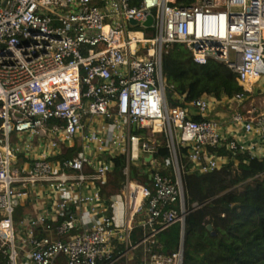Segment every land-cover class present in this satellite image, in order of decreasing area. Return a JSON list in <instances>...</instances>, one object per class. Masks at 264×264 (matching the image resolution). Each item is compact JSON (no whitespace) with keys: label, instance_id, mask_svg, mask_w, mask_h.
I'll return each instance as SVG.
<instances>
[{"label":"built area","instance_id":"1","mask_svg":"<svg viewBox=\"0 0 264 264\" xmlns=\"http://www.w3.org/2000/svg\"><path fill=\"white\" fill-rule=\"evenodd\" d=\"M148 15L152 23L144 26ZM173 44L183 45L197 63H223L242 87L231 99L242 101L248 86L264 77V0H194L188 6L177 0H0V264L2 259L17 264L20 252L13 186L87 179L81 157L61 160L58 169L38 158L27 173L19 172L12 167L9 135L40 130L72 137L84 119L101 117L114 118L111 129L120 128L119 137L126 139L120 149L124 181L113 203L124 205L126 230L135 225L143 230L140 241L126 242L125 249L152 246L140 264L183 263L181 240L170 254L154 250L156 235L174 223L181 226L188 213L182 174L218 167V150L225 149L231 158L241 148L222 135L217 120L204 114L195 119L185 107L205 112L209 94L168 105L166 88L171 86L165 82L162 55ZM181 97L173 93L170 99ZM233 119L242 116L237 112ZM256 121L264 143V111ZM133 124L146 129L143 138L131 132ZM161 134L169 173H161L153 157ZM182 148L186 153L181 154ZM203 152L214 158L199 162L194 155ZM145 157L150 159L149 183L134 179L130 171L131 162ZM188 157L189 165L181 160ZM44 227L64 235L75 222ZM121 228L105 217L66 240L34 236L28 258L32 264H54L60 256L65 264H112L126 253L111 240Z\"/></svg>","mask_w":264,"mask_h":264},{"label":"crops","instance_id":"2","mask_svg":"<svg viewBox=\"0 0 264 264\" xmlns=\"http://www.w3.org/2000/svg\"><path fill=\"white\" fill-rule=\"evenodd\" d=\"M261 79L255 80L248 86L246 97L242 101H233L224 93L219 98L209 94L205 112L199 113L189 104L185 107L194 118H200L204 114L208 118L217 120L222 135L238 142L241 148L240 154L264 158V143L259 141V125L256 121L257 115L264 111V78ZM182 101L183 98H179L178 102ZM237 112L242 116L238 122L233 119ZM113 120L114 118L105 117L84 119L77 133L72 137H67L62 132L52 134L40 130L22 134L15 132L14 141L10 143L14 150L12 167L19 172L27 173L38 158H46L53 168L58 169L61 160L81 157L82 172L87 175L84 181L70 178L65 183L53 181L13 186L15 203L12 218L18 238L16 244L20 248L17 264H32L27 254L31 237L49 235L52 238L66 240L72 235L95 227L105 217H109L115 227H122L119 234L113 236L111 240L116 249L121 248L126 252L123 256L126 258V263L132 260L137 247L125 249L128 243L133 244L130 240L132 230H126L124 225L125 208L122 203H113L122 185L114 192L107 184L112 177V158L120 154L121 147L126 145L125 137H119L120 128L117 127L114 131L111 129ZM132 126L131 132L134 133L136 128L133 130ZM91 133H95L94 139L90 137ZM218 155L214 158L213 155L203 152L197 153L194 157L199 162L205 161L206 157L214 158L218 167L235 159L234 156L229 158L227 151ZM149 160L145 157L131 162L130 171L134 179L149 183ZM191 161L189 157L186 159L188 165ZM157 165L165 173H169L167 172L169 167L165 166V162ZM68 173L76 172L69 170ZM93 174L96 175L95 178L90 177ZM68 219L74 220L75 227L67 234L57 235L53 228L45 230L46 223L55 226ZM65 260V257L60 256L54 264H65Z\"/></svg>","mask_w":264,"mask_h":264},{"label":"trees","instance_id":"3","mask_svg":"<svg viewBox=\"0 0 264 264\" xmlns=\"http://www.w3.org/2000/svg\"><path fill=\"white\" fill-rule=\"evenodd\" d=\"M193 1L177 0V3L188 6ZM149 31L146 29V34ZM162 71L165 82L171 86L166 88V96L170 98L173 93L183 95L184 102L205 94L219 98L224 93L231 98L242 92L235 74L223 63L212 59L197 63L181 44H173L162 55ZM171 102L180 105L177 100L171 99ZM144 130L137 128L134 133L143 138ZM155 149L153 157L159 164L165 162L169 151L164 135H160ZM184 153L182 148L181 154ZM218 153L225 154L226 150L220 149ZM234 158L205 172L182 174L188 211L184 218L182 264H264V177L254 178L258 173L264 174V158L240 153ZM181 160L186 163V158ZM112 162V177L107 184L116 192L124 179L125 155L114 156ZM159 169L165 173L161 167ZM207 225H211V229ZM142 233V228L135 226L131 231V242L136 243ZM180 238L181 226L174 223L156 235L154 250L170 254L178 248ZM150 247L139 244L130 264H140L144 250ZM121 261L118 259L112 264ZM1 264H6L5 259Z\"/></svg>","mask_w":264,"mask_h":264},{"label":"rangeland","instance_id":"4","mask_svg":"<svg viewBox=\"0 0 264 264\" xmlns=\"http://www.w3.org/2000/svg\"><path fill=\"white\" fill-rule=\"evenodd\" d=\"M130 28H133V27H130ZM148 34V35H147ZM146 35L147 36H152V32L151 31H149L148 33H147ZM183 46V45H182ZM183 48H185L184 46H183ZM264 77H262V79H263ZM261 79V80H262ZM167 102H168V105L169 106H171L172 105V102H171V99L169 98V96L167 95ZM143 133H146V130H144V131H142ZM14 135H15V132H13V133H11L10 134V136H9V138H10V143H12L13 141H14ZM160 166V165H159ZM167 172H171V169H169ZM16 239H18L17 238V234L15 233V241H16ZM125 257H122V258H120V260H122L121 262H120V264H130L131 263V261L130 262H125Z\"/></svg>","mask_w":264,"mask_h":264},{"label":"water","instance_id":"5","mask_svg":"<svg viewBox=\"0 0 264 264\" xmlns=\"http://www.w3.org/2000/svg\"><path fill=\"white\" fill-rule=\"evenodd\" d=\"M152 20H153L152 16L151 15H148L147 18H146V20L144 21L143 25L144 26H150L151 23H152ZM131 23H134V21L131 20ZM132 128H133V130H135V128H136L135 124H133ZM184 224L185 223L183 221L182 222V225H181V238H180L182 247H183ZM207 228L208 229H211V225H207Z\"/></svg>","mask_w":264,"mask_h":264},{"label":"bare ground","instance_id":"6","mask_svg":"<svg viewBox=\"0 0 264 264\" xmlns=\"http://www.w3.org/2000/svg\"><path fill=\"white\" fill-rule=\"evenodd\" d=\"M0 189H1V187H0Z\"/></svg>","mask_w":264,"mask_h":264}]
</instances>
